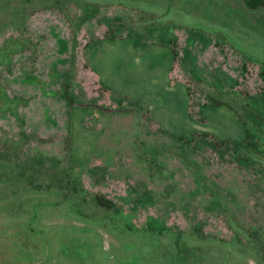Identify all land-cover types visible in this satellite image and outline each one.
Segmentation results:
<instances>
[{
	"label": "rangeland",
	"instance_id": "rangeland-1",
	"mask_svg": "<svg viewBox=\"0 0 264 264\" xmlns=\"http://www.w3.org/2000/svg\"><path fill=\"white\" fill-rule=\"evenodd\" d=\"M0 264H264V0H0Z\"/></svg>",
	"mask_w": 264,
	"mask_h": 264
}]
</instances>
